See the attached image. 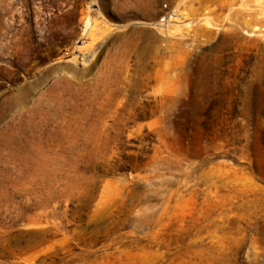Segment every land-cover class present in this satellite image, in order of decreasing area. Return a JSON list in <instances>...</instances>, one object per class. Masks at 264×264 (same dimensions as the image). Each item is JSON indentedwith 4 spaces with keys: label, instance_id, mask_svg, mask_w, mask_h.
<instances>
[{
    "label": "rangeland",
    "instance_id": "374dc122",
    "mask_svg": "<svg viewBox=\"0 0 264 264\" xmlns=\"http://www.w3.org/2000/svg\"><path fill=\"white\" fill-rule=\"evenodd\" d=\"M0 264H264V0H0Z\"/></svg>",
    "mask_w": 264,
    "mask_h": 264
},
{
    "label": "built area",
    "instance_id": "2783aa9c",
    "mask_svg": "<svg viewBox=\"0 0 264 264\" xmlns=\"http://www.w3.org/2000/svg\"><path fill=\"white\" fill-rule=\"evenodd\" d=\"M183 23V16L177 13L174 8L168 6V4H164L159 19L154 26L159 30L167 31L170 26H181Z\"/></svg>",
    "mask_w": 264,
    "mask_h": 264
},
{
    "label": "bare ground",
    "instance_id": "6f19581e",
    "mask_svg": "<svg viewBox=\"0 0 264 264\" xmlns=\"http://www.w3.org/2000/svg\"><path fill=\"white\" fill-rule=\"evenodd\" d=\"M187 25V24H186Z\"/></svg>",
    "mask_w": 264,
    "mask_h": 264
}]
</instances>
